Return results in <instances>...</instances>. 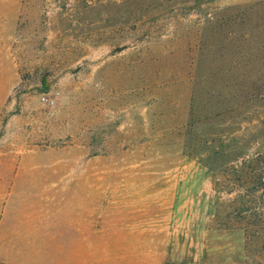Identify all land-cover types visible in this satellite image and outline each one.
I'll list each match as a JSON object with an SVG mask.
<instances>
[{
  "label": "rangeland",
  "instance_id": "1",
  "mask_svg": "<svg viewBox=\"0 0 264 264\" xmlns=\"http://www.w3.org/2000/svg\"><path fill=\"white\" fill-rule=\"evenodd\" d=\"M20 5L0 149L92 172L117 264H264V0Z\"/></svg>",
  "mask_w": 264,
  "mask_h": 264
},
{
  "label": "crops",
  "instance_id": "2",
  "mask_svg": "<svg viewBox=\"0 0 264 264\" xmlns=\"http://www.w3.org/2000/svg\"><path fill=\"white\" fill-rule=\"evenodd\" d=\"M21 0H0V49L11 45ZM8 29V31H7ZM10 65L0 60V115L11 90ZM18 160L16 172L0 169V262L4 264H117L109 221L93 217L92 172H23V151L0 149V161Z\"/></svg>",
  "mask_w": 264,
  "mask_h": 264
},
{
  "label": "built area",
  "instance_id": "3",
  "mask_svg": "<svg viewBox=\"0 0 264 264\" xmlns=\"http://www.w3.org/2000/svg\"><path fill=\"white\" fill-rule=\"evenodd\" d=\"M41 99H42L43 101H45V102H46V101H48V102H49V101H52V100L49 99L48 96H46V94L42 95Z\"/></svg>",
  "mask_w": 264,
  "mask_h": 264
}]
</instances>
